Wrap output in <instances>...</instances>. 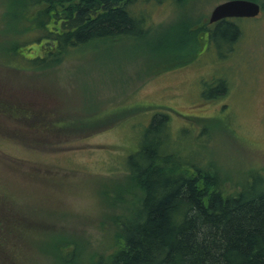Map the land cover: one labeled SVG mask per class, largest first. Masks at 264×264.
Returning <instances> with one entry per match:
<instances>
[{"label":"rangeland","instance_id":"1","mask_svg":"<svg viewBox=\"0 0 264 264\" xmlns=\"http://www.w3.org/2000/svg\"><path fill=\"white\" fill-rule=\"evenodd\" d=\"M224 1L142 4L146 33L91 43L46 66L9 57L8 48L28 45L33 32L17 30L22 3L0 0V87L45 105L30 112L0 99V213L19 215L20 225L29 220L18 235L8 228L26 264H59L50 252L61 256L64 243L66 254L75 243L78 264L111 251L117 223L139 202L130 161L158 116H167L180 156L213 166L226 190L264 176V0L257 18L236 20L242 34L233 51L199 44ZM220 85L225 91L215 94ZM41 117L64 131L43 135L33 120Z\"/></svg>","mask_w":264,"mask_h":264},{"label":"trees","instance_id":"2","mask_svg":"<svg viewBox=\"0 0 264 264\" xmlns=\"http://www.w3.org/2000/svg\"><path fill=\"white\" fill-rule=\"evenodd\" d=\"M14 1L23 4L15 16L19 20L17 30L33 32L30 36L33 39L29 46L13 43L8 48L12 52L9 57L19 55L27 63L37 61L48 66L61 62L71 50L91 43L146 33L147 17L142 4L183 0ZM30 9H36L35 16L29 15ZM201 30L200 45L229 51L234 50L242 34L236 20L208 23ZM33 47H44L45 51L26 55ZM224 91L220 85L214 93ZM0 99L6 101L8 108L30 112L32 108H45L22 99L16 91L12 96L2 87ZM36 114L41 116L42 112ZM33 120L43 128L36 130L45 136L48 132L64 131L45 124L42 117ZM146 134L141 153L128 167L130 178L139 186L136 212L117 223L111 251L106 256H92L89 264H264V176L257 173L244 180L239 189L226 190L224 180L213 166L186 160L173 148L175 142L171 139L167 116L156 117ZM164 137L172 141L164 144ZM18 217L9 215L5 219L0 213V235L8 233L7 242L6 237L0 238V264H26L24 247L18 239L17 242L9 239L12 233L18 235L25 231L24 226L29 227V220H22L24 223L20 225ZM71 244L67 254L63 253L69 248L65 243L61 256L57 251L50 252L52 261L78 264L81 258L74 251L75 243Z\"/></svg>","mask_w":264,"mask_h":264},{"label":"water","instance_id":"3","mask_svg":"<svg viewBox=\"0 0 264 264\" xmlns=\"http://www.w3.org/2000/svg\"><path fill=\"white\" fill-rule=\"evenodd\" d=\"M262 8L251 0H228L217 5L211 12L209 23L214 24L226 19L256 18Z\"/></svg>","mask_w":264,"mask_h":264},{"label":"flooded vegetation","instance_id":"4","mask_svg":"<svg viewBox=\"0 0 264 264\" xmlns=\"http://www.w3.org/2000/svg\"><path fill=\"white\" fill-rule=\"evenodd\" d=\"M226 20H235V19H226Z\"/></svg>","mask_w":264,"mask_h":264}]
</instances>
